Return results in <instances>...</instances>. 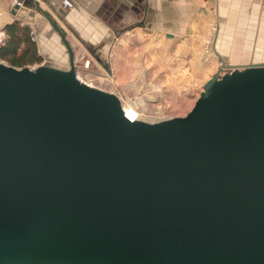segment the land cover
<instances>
[{
	"label": "water",
	"instance_id": "1",
	"mask_svg": "<svg viewBox=\"0 0 264 264\" xmlns=\"http://www.w3.org/2000/svg\"><path fill=\"white\" fill-rule=\"evenodd\" d=\"M0 264H264V61L149 121L72 57L0 60Z\"/></svg>",
	"mask_w": 264,
	"mask_h": 264
},
{
	"label": "crops",
	"instance_id": "2",
	"mask_svg": "<svg viewBox=\"0 0 264 264\" xmlns=\"http://www.w3.org/2000/svg\"><path fill=\"white\" fill-rule=\"evenodd\" d=\"M18 1L20 7L14 0H0V25L13 20L28 25L42 54L40 62L66 66L72 57L76 63L79 46L87 51L83 58L90 56L112 73L108 51L122 40L121 33H129L125 41L133 36L138 42L149 41L156 33L161 41L158 54L167 64L206 63L210 69L221 60L229 64L264 61V0H37L40 8L36 0ZM133 41H126L124 47L149 45ZM123 104L125 109L129 105Z\"/></svg>",
	"mask_w": 264,
	"mask_h": 264
},
{
	"label": "rangeland",
	"instance_id": "3",
	"mask_svg": "<svg viewBox=\"0 0 264 264\" xmlns=\"http://www.w3.org/2000/svg\"><path fill=\"white\" fill-rule=\"evenodd\" d=\"M121 34L122 40L119 39L108 51L109 66L114 67L112 73L109 74L102 64L95 62L90 56L88 58L91 62L86 67V57L83 58V56L87 51L85 48L76 47L75 64L78 65L76 69L79 70L81 78L90 79L95 86L116 93L122 101L129 104L126 105V111L127 113L132 111L135 118L139 116L144 120L155 121L185 115L192 108L202 89L205 79L201 77H210L217 69V64L207 69L206 63L185 64V67L174 63H163L164 58L158 54L161 51V41L157 39L156 33L151 35L152 38L149 41L143 38L140 42H145V44L148 42L149 45L141 48H136V44L140 42L134 40L133 36L126 41L129 43L134 40L136 47L130 44L125 48L124 36L129 33ZM210 36L206 41L209 56L213 54ZM202 52L205 60L207 52L203 47ZM38 54L40 55L38 62L24 65L35 66L43 63L40 62L42 54ZM3 61L10 63L7 60ZM105 73L108 74L107 79H103L104 77L101 79Z\"/></svg>",
	"mask_w": 264,
	"mask_h": 264
},
{
	"label": "trees",
	"instance_id": "4",
	"mask_svg": "<svg viewBox=\"0 0 264 264\" xmlns=\"http://www.w3.org/2000/svg\"><path fill=\"white\" fill-rule=\"evenodd\" d=\"M3 29L6 36L4 43L0 45V58L2 60H7L16 66L38 62L40 55L28 25L13 20L6 23Z\"/></svg>",
	"mask_w": 264,
	"mask_h": 264
},
{
	"label": "built area",
	"instance_id": "5",
	"mask_svg": "<svg viewBox=\"0 0 264 264\" xmlns=\"http://www.w3.org/2000/svg\"><path fill=\"white\" fill-rule=\"evenodd\" d=\"M20 1H18V0H14V2L13 3H19ZM5 36H6V34H5V30L3 29V27L0 25V45H2L3 43H4V39H5ZM89 65V59H85V66L87 67ZM76 67H77V65H76ZM76 74L79 76V70L78 69H76ZM125 113H126V111H125ZM129 117V116H128ZM130 118V117H129ZM135 117H133V118H130V119H134Z\"/></svg>",
	"mask_w": 264,
	"mask_h": 264
},
{
	"label": "bare ground",
	"instance_id": "6",
	"mask_svg": "<svg viewBox=\"0 0 264 264\" xmlns=\"http://www.w3.org/2000/svg\"><path fill=\"white\" fill-rule=\"evenodd\" d=\"M86 59V58H85ZM89 66V65H88ZM77 75V74H76ZM78 76V75H77ZM78 78L79 79H81V80H84L83 78H81V76H80V73H79V76H78ZM84 81H86V80H84ZM87 83H89V84H91V85H93L92 83H90V82H88V81H86ZM121 102H122V106H123V108H124V110L126 111V109H125V107H124V104H123V101L121 100ZM138 113H139V111H137ZM126 115L127 116H129L130 118H133V114H132V111H130V112H128L127 113V111H126ZM136 118H139V116H137ZM142 119V118H141Z\"/></svg>",
	"mask_w": 264,
	"mask_h": 264
}]
</instances>
